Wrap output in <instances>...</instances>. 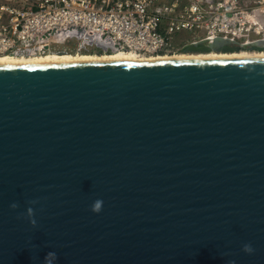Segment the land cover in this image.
<instances>
[{"label":"water","instance_id":"1","mask_svg":"<svg viewBox=\"0 0 264 264\" xmlns=\"http://www.w3.org/2000/svg\"><path fill=\"white\" fill-rule=\"evenodd\" d=\"M49 252L264 264V56L0 63V264Z\"/></svg>","mask_w":264,"mask_h":264},{"label":"built area","instance_id":"2","mask_svg":"<svg viewBox=\"0 0 264 264\" xmlns=\"http://www.w3.org/2000/svg\"><path fill=\"white\" fill-rule=\"evenodd\" d=\"M251 1L258 5L237 8L236 3L228 6L215 0H27L23 6L4 9L10 18L0 22V55L42 56L53 52L51 44L62 37L94 42L102 33L116 42L115 49L104 52L125 48L142 57L176 54L174 44L183 31L205 33L190 43L217 37L252 41L264 36V0Z\"/></svg>","mask_w":264,"mask_h":264},{"label":"rangeland","instance_id":"3","mask_svg":"<svg viewBox=\"0 0 264 264\" xmlns=\"http://www.w3.org/2000/svg\"><path fill=\"white\" fill-rule=\"evenodd\" d=\"M34 1V0H30ZM183 3H188L190 0H182ZM216 3L222 2L223 5H233L236 3L237 8L242 7H256L258 4L251 0H215ZM25 3H27V0H0V22H7L10 18V13L6 12L4 9L7 6H23ZM256 4V5H255ZM100 28V27H99ZM93 35V34H91ZM205 36V33L203 31H183L182 33L177 35L174 48L175 53H187L189 52L187 47L190 44L191 41L201 39ZM61 38V37H60ZM85 37H73L70 40H65L64 37L57 41H53L51 44L53 52H68L75 55L83 54V53H90L94 55H104L111 52H104L105 49H115V47L112 45L116 42H111V40L107 39V36L102 33L100 34V39H97L93 42V39H89ZM238 41H247L246 38H237ZM242 45V44H241ZM247 46V45H246ZM242 46L238 49H235L233 51H240V50H248V51H264V48L262 49H256L253 47H246ZM220 47V48H219ZM215 47L210 51H216V52H222L227 51L221 48V46ZM84 50V51H82ZM198 52V51H195Z\"/></svg>","mask_w":264,"mask_h":264},{"label":"bare ground","instance_id":"4","mask_svg":"<svg viewBox=\"0 0 264 264\" xmlns=\"http://www.w3.org/2000/svg\"><path fill=\"white\" fill-rule=\"evenodd\" d=\"M214 41V40H213ZM211 42V41H210ZM238 49V48H237ZM244 56H264V51H189L187 53H176L172 55H160L157 57H142L136 54L133 50L125 48H118L112 53L104 55H94L90 53L72 54L68 52H50L42 56L28 57L12 54H1L0 63H18V62H37L50 60H75V59H105V58H119V59H155V58H169V57H244Z\"/></svg>","mask_w":264,"mask_h":264},{"label":"clouds","instance_id":"5","mask_svg":"<svg viewBox=\"0 0 264 264\" xmlns=\"http://www.w3.org/2000/svg\"><path fill=\"white\" fill-rule=\"evenodd\" d=\"M30 203L35 204V203H38V201H31ZM102 206H103L102 200H95L92 204L91 210L94 213H99L100 211H102ZM10 207L12 209H16L19 207V205L16 203H13L10 205ZM27 218H28L29 222L31 223V225L33 227H35L37 224V221L34 218V212H33V209L31 207H29L27 209ZM243 251L245 253L251 254V253H253L254 249L252 248V246L250 244H245L243 246ZM56 259H57L56 254L53 252H49L45 257V264H55ZM228 264H235V261H229Z\"/></svg>","mask_w":264,"mask_h":264},{"label":"flooded vegetation","instance_id":"6","mask_svg":"<svg viewBox=\"0 0 264 264\" xmlns=\"http://www.w3.org/2000/svg\"><path fill=\"white\" fill-rule=\"evenodd\" d=\"M216 39H218V40L215 41ZM216 39H214V41H215V43L217 42V45H221V44L231 45V46L235 47V49L240 48L242 46H246V45H247L246 47L249 46V47H253V48H256V49L264 48V36L262 38H260V39H255V40H252V41H244V42L238 41L236 39L224 38V37H217ZM199 41H201V40H199ZM210 41L214 42L213 40H209L208 42H210Z\"/></svg>","mask_w":264,"mask_h":264}]
</instances>
